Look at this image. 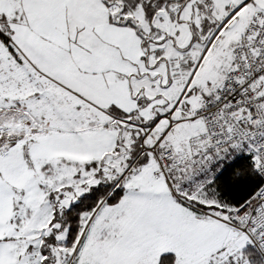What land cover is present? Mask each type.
Here are the masks:
<instances>
[{
	"label": "snow or ice",
	"instance_id": "1",
	"mask_svg": "<svg viewBox=\"0 0 264 264\" xmlns=\"http://www.w3.org/2000/svg\"><path fill=\"white\" fill-rule=\"evenodd\" d=\"M0 264H264V0H0Z\"/></svg>",
	"mask_w": 264,
	"mask_h": 264
}]
</instances>
